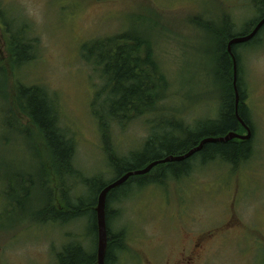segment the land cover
<instances>
[{"label": "rangeland", "instance_id": "obj_1", "mask_svg": "<svg viewBox=\"0 0 264 264\" xmlns=\"http://www.w3.org/2000/svg\"><path fill=\"white\" fill-rule=\"evenodd\" d=\"M0 2L3 20L25 38L32 33L38 45L37 59L14 71L8 37L0 25V62L6 69L0 74V264H57V253L71 238H81L86 222L42 224L38 217L48 191L55 196L57 210L64 208L48 149L18 109L16 83L48 91L58 105L63 129L76 142L77 168L89 178L105 175L110 181L113 175L108 174L102 132L92 110L104 82L82 57V46L126 31L145 35L165 83L160 109L192 126L216 119L221 103L214 30L228 18L235 24L233 32H241L255 12L247 0ZM237 53L253 125V157L237 169L221 163L195 166L180 181L148 186L113 204L120 215L113 230L126 235L125 251L116 264H180L189 252L192 264H264V36L258 43L240 45ZM11 113L21 121L20 131L9 127ZM150 117L113 129L110 144L121 153L140 150L149 135ZM168 120L162 115L156 124ZM21 129L28 131V139ZM15 172L44 178L45 188L37 180L23 209L13 207L5 194L8 176Z\"/></svg>", "mask_w": 264, "mask_h": 264}, {"label": "trees", "instance_id": "obj_2", "mask_svg": "<svg viewBox=\"0 0 264 264\" xmlns=\"http://www.w3.org/2000/svg\"><path fill=\"white\" fill-rule=\"evenodd\" d=\"M247 2V7L255 12V18L245 23L243 31L233 32L235 24L228 18L224 19L218 30H214L218 39L216 77L217 80L220 79L223 90L217 118L197 122L192 126L177 115L167 114L160 109L159 106L164 101L162 89L165 83L150 54L152 42L145 35L126 31L82 46V57L104 82L101 90L95 95L92 110L102 132L108 174L113 175L110 181L104 180L105 175L89 178L77 168L76 142L63 129L58 105L48 91L39 85H27L21 81L16 83L18 109L22 116L37 128L48 149L55 178L59 184L60 202L64 208L63 212L57 210L54 206L55 196L48 191L47 204L44 203L40 208L38 217L42 224L53 222L68 225L78 220L86 222L85 232L81 238H71L57 253V264H97L98 228L95 208L101 190L111 181L168 156L184 155L205 138L224 137L230 132L240 134L246 132L236 117L233 64L227 53V44L233 37L249 34L256 21L264 17V0ZM4 10L0 2V19L3 22L0 25L8 37L9 53L13 60L12 68L18 72L37 59L38 45L36 39H32V33L25 38L21 34L22 31L15 32L13 24L3 20ZM28 28L27 25L22 26L26 31H29ZM262 36L264 27L251 42L244 45L258 43ZM238 47H233V52L238 64L239 115L253 129L246 104ZM0 74L3 76L6 74L1 62ZM148 115L152 116L147 120L149 135L140 150L126 154L117 151L110 144L113 129L125 128L136 119ZM162 115L170 117L168 124L164 122L156 124ZM9 119L7 122L9 127L20 131L21 121L12 113ZM21 132H25L28 139V131L21 129ZM253 155L252 139L247 142L232 140L227 143H209L190 159L158 165L149 174L131 177L123 186L113 190L107 200L109 245L106 264H116L119 255L125 251V233L113 230L114 221L120 217L119 212L113 209V204L123 202L148 186H164L169 180L180 181L190 176L195 166L221 163L237 169L249 162ZM37 178L35 180V177L19 172L8 176L5 194L10 196L13 207L25 208V203L30 199V190L37 186V180L41 188H45L41 183L44 178L41 176ZM78 188L83 189L81 194L76 193Z\"/></svg>", "mask_w": 264, "mask_h": 264}, {"label": "water", "instance_id": "obj_3", "mask_svg": "<svg viewBox=\"0 0 264 264\" xmlns=\"http://www.w3.org/2000/svg\"><path fill=\"white\" fill-rule=\"evenodd\" d=\"M264 27V18L257 24V26L247 35L236 36L230 39L227 44V52L233 59V87L235 92V108H236V117L241 124V126L246 131L245 135H242L237 132H230L224 137H208L203 139L198 146L192 148L188 153L180 156H168L163 160L152 162L151 164L147 165L145 168L135 171H130L123 176L114 179L106 187H104L98 197L97 206L95 208L96 217H97V228H98V243H97V264H106V256L108 251V225H107V200L109 194L123 186L131 177L136 176H144L149 174L156 166L173 163V162H182L187 159L192 158L197 153L201 152L206 144L209 143H227L232 140H239L242 142L250 141L253 137V131L251 127L246 124V122L240 117L239 115V104H240V93L238 90V64L236 60V56L233 52V47L240 46L246 43L251 42L261 31Z\"/></svg>", "mask_w": 264, "mask_h": 264}, {"label": "flooded vegetation", "instance_id": "obj_4", "mask_svg": "<svg viewBox=\"0 0 264 264\" xmlns=\"http://www.w3.org/2000/svg\"><path fill=\"white\" fill-rule=\"evenodd\" d=\"M264 18V17H263ZM263 18H261V19H258L257 21H256V23H255V25H254V28L257 26V24L263 19ZM253 28V29H254ZM228 53V52H227ZM230 56V55H229ZM230 59H231V61H232V64H233V59H232V57L230 56ZM233 76H234V71H233ZM193 252H189V255H185L184 257H183V259L181 260V261H179L178 263H182L183 261H184V264L186 263V264H192V259H193V254H192Z\"/></svg>", "mask_w": 264, "mask_h": 264}]
</instances>
